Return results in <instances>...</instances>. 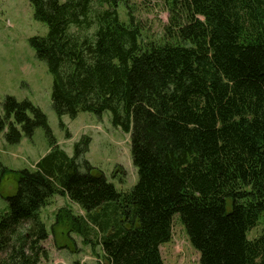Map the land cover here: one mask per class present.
<instances>
[{
	"label": "trees",
	"instance_id": "16d2710c",
	"mask_svg": "<svg viewBox=\"0 0 264 264\" xmlns=\"http://www.w3.org/2000/svg\"><path fill=\"white\" fill-rule=\"evenodd\" d=\"M28 1L47 27L30 43L52 77L55 113L109 111L130 133L137 181L118 190L83 158L88 137L69 156L38 107L6 96L7 142L40 126L50 149L31 169L0 164V179L16 180L0 215V264L48 257L40 210L56 194L83 214L60 206L52 228L99 246L97 264H163L174 216L200 264H264V0H165L168 21L149 40L125 0Z\"/></svg>",
	"mask_w": 264,
	"mask_h": 264
},
{
	"label": "rangeland",
	"instance_id": "374dc122",
	"mask_svg": "<svg viewBox=\"0 0 264 264\" xmlns=\"http://www.w3.org/2000/svg\"><path fill=\"white\" fill-rule=\"evenodd\" d=\"M125 2L130 5L134 18L141 21L148 40L161 35L168 21L165 0ZM125 2L118 5V14L120 20L126 22ZM46 31V25L34 18L28 0H0V115L4 114L2 104L6 96L30 102L45 114L57 146L72 156L75 143L84 136L88 137V149L83 158L93 167L92 172L101 171L118 190H129L137 181V170L131 160L130 133L111 123L109 111H104L101 116L80 111L73 118L55 113L51 103L52 77L30 43L31 37L45 35ZM6 132L7 127L0 132V164L6 167L31 169L50 149L49 137L43 127H36L31 136L21 132L16 143L7 142ZM15 188L16 180L12 174L0 179V215L7 209L6 197L13 194ZM65 204H70L75 213L83 214L76 204L61 194L54 195L40 210L49 233L41 242L48 257L40 264H97L102 254L99 246L93 251L77 234H67L61 226L52 228L56 209ZM262 227L263 221L260 220L248 232V237L259 235ZM159 249L163 264H200L199 253L190 244L177 216L173 217L170 241L161 244Z\"/></svg>",
	"mask_w": 264,
	"mask_h": 264
}]
</instances>
